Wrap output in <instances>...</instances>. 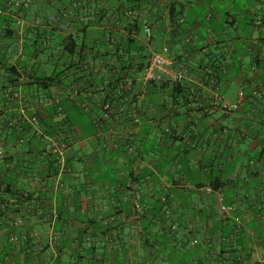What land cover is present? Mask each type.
Returning a JSON list of instances; mask_svg holds the SVG:
<instances>
[{
	"label": "crops",
	"instance_id": "1",
	"mask_svg": "<svg viewBox=\"0 0 264 264\" xmlns=\"http://www.w3.org/2000/svg\"><path fill=\"white\" fill-rule=\"evenodd\" d=\"M0 17L12 20L7 24L14 32L5 36L0 19V62L8 66L0 70V143L15 159L8 166L0 161L15 211L0 223V264H201L205 252L188 245L187 235L201 240L226 218L241 224L254 264H264V0H32L22 11L13 0H0ZM18 18L22 36L15 33ZM128 36L149 55L168 47L174 68L188 71L180 100H173L172 84L147 97L134 154L124 143L105 149L124 139L126 124L104 138L93 115L69 120L67 99L59 116H70L67 171L44 153L42 132L36 139L25 133L20 146L21 135L2 127L24 110L34 114L35 101L53 91L39 92L29 79L12 85L11 67L37 60L35 75L50 78L79 57L63 51L68 39L83 48L82 56L111 58ZM43 41L46 49L35 51ZM217 59L224 70L214 91L207 75H216ZM14 91L20 99L13 101ZM240 91V109L223 113L217 97L236 103ZM256 223L258 230L250 227Z\"/></svg>",
	"mask_w": 264,
	"mask_h": 264
},
{
	"label": "built area",
	"instance_id": "2",
	"mask_svg": "<svg viewBox=\"0 0 264 264\" xmlns=\"http://www.w3.org/2000/svg\"><path fill=\"white\" fill-rule=\"evenodd\" d=\"M13 5L20 11L28 10L32 5V0H13ZM185 19L178 20V24H184ZM17 36L24 33V20L17 19ZM40 21H37V25ZM146 42L149 43L153 38V30L150 26L144 27ZM115 43L113 39H108V44ZM233 45L228 43L227 49L232 50ZM17 54L23 60L25 59L24 48L21 44L17 46ZM35 62V63H34ZM37 60L25 68H20V80L24 81L28 76L33 74ZM221 70H224L221 67ZM188 77V71L176 69L170 56L168 47H164L161 52L154 53L150 59L142 66L134 65L132 69L121 71L118 65H115L114 59L97 57L91 55L88 58H77L74 69L64 73L63 80L59 85L53 87V91L44 97L38 98L35 103L38 110H43L48 106H55L59 115L63 114L62 101L69 100L77 104L85 113L93 115V120L99 134L104 138H111L115 135L116 126L126 124L128 126L127 134L124 139L113 144H107L105 149L111 150L122 145L128 154H134L135 146V129L141 123V114L147 107V95L149 89L154 84L169 83L172 85L182 86ZM210 86L214 91L221 87L219 75L210 77ZM66 84V85H65ZM244 92H239V100L236 103H229L222 97H217L219 109L225 114L237 112L244 100ZM12 100L20 99V92L14 91L11 95ZM197 105L199 102L195 99ZM129 116V117H127ZM130 121L127 122L126 119ZM18 121H27L33 128H39L37 118H29L25 110ZM18 121L10 120V128L20 129ZM40 134V132H39ZM41 141L44 142V152L53 159L57 166L63 171H67V155L69 144L64 141V135L61 133L45 136L41 133ZM26 137L19 139V144H24ZM6 157V148L0 145V158ZM143 187L139 186L136 192V208L141 210V197ZM208 193L213 190L209 188ZM36 195L35 197H37ZM224 210H226L224 208ZM18 223H21L19 219ZM15 240V238H14Z\"/></svg>",
	"mask_w": 264,
	"mask_h": 264
},
{
	"label": "trees",
	"instance_id": "3",
	"mask_svg": "<svg viewBox=\"0 0 264 264\" xmlns=\"http://www.w3.org/2000/svg\"><path fill=\"white\" fill-rule=\"evenodd\" d=\"M2 13V12H1ZM1 20L5 23V25H2V32L5 33V36H9L13 31L9 29V26L7 24L8 21H12L8 18L0 17ZM178 24V22H177ZM178 24V27H182V25ZM47 42L43 41L42 43H35L34 48L35 51L36 49L39 48V50L44 48L46 49ZM117 49H115V52L111 54L110 60L114 59L115 65H118L119 69L123 72L126 70H130L133 68L134 65L137 66H142L144 65L150 57L153 55H149L144 52V48L140 46L139 43H137L136 40H134L132 37L128 36L126 42H123L120 44V47L117 45ZM42 50V51H43ZM35 51L31 52L34 53ZM64 52L70 53L72 56L75 55V53H79L78 58H88V56H82L81 53L83 52V48L80 47L77 42L70 38L68 41L65 43L64 47ZM141 52L143 54H141ZM26 53H30L29 50ZM95 55V54H92ZM97 57H103L106 58L105 55L96 53ZM108 58V57H107ZM30 64L27 65H21L19 67L13 66L9 69L10 77L11 80H13L11 83L12 85L15 84L17 85L20 80V73L19 69L20 68H25ZM212 69L215 72L216 75L220 76V70L223 65L222 61L217 59L215 61H212ZM75 65L68 66L64 64V67L62 71H57V73L50 78H42V77H37L35 74L36 69L35 67L33 68V74L28 76L26 79H29V81L34 80L37 88L40 91H50V89L56 85H59L60 82L63 80V75L65 72L74 69ZM8 66H6L5 63L0 62V70H5L7 69ZM208 77H212V74L207 75ZM25 79V80H26ZM24 80V81H25ZM165 84L169 83H163V84H154L148 91L147 97L149 98V94L151 92L157 91V89H161L164 87ZM66 85V84H65ZM173 89L175 91V94L173 95V100H180L179 95L177 93L181 92V87L180 85H173ZM192 96V95H191ZM14 101V100H13ZM70 102V101H69ZM72 104V113L66 116L65 118L60 119V115L57 112V108L55 106H48L44 108L43 110H38L34 114L28 116L29 118H37L39 120V128L35 129L32 127V125L27 122V121H18L19 119L15 120L18 121V125L20 126V129L16 128H10L8 126V123L11 119H5L4 124L2 127L6 131H12L14 134H20L21 137H26L25 133L32 134L31 137L38 138L39 132H42L43 135L49 136V135H54V134H59L61 133L64 135V141H66L68 144L70 142V134L69 131L66 129L68 128V119L71 121L73 120V113H78L80 115H85L86 113L74 102H71ZM65 105L66 103H62L63 107V114H65ZM129 117V116H127ZM130 118V117H129ZM127 118L126 121L129 122L130 119ZM59 119V120H58ZM74 124V123H73ZM69 129V128H68ZM20 139V138H19ZM27 141V138H26ZM26 141L24 144H26ZM19 144V140H18ZM21 144V145H24ZM3 145L6 150L9 148L6 144H1ZM20 145V146H21ZM45 153V152H44ZM50 158L49 156H47ZM51 159V158H50ZM52 160V163L54 166L58 167L56 162ZM0 161L8 166L12 163L15 162V159L13 157H9L6 151V157L0 158ZM59 169V168H57ZM4 176V175H3ZM3 176H0L2 180H0V223L1 222H7V217L11 214H14L13 211H11L10 208V203L9 201L6 200V197L8 194L11 193V187L10 183L7 182L6 179H3ZM22 200V198H20ZM164 201H167V198L164 199ZM250 227H254L256 230H258V223L252 224ZM241 224L238 223L235 219L233 218H226L222 219L220 223L214 225V232L211 234H208L204 236L203 239L198 240L197 238H194V236L189 233L187 236L189 237L186 241L188 245H192L193 247H197L199 250L203 249V252H205L204 255H201V264L207 262L210 263L211 261H218V264H254L253 261V249L247 247V239L248 236L246 234H243V231L241 230ZM220 232V233H217ZM12 234H9L8 237H10ZM16 236V234H14ZM13 237V235L11 236ZM215 247V248H214ZM211 248H214L213 253L210 252L212 250Z\"/></svg>",
	"mask_w": 264,
	"mask_h": 264
},
{
	"label": "rangeland",
	"instance_id": "4",
	"mask_svg": "<svg viewBox=\"0 0 264 264\" xmlns=\"http://www.w3.org/2000/svg\"><path fill=\"white\" fill-rule=\"evenodd\" d=\"M234 90L236 89L235 87L233 88ZM73 116L77 119H79V117H81L82 115L78 114V113H73Z\"/></svg>",
	"mask_w": 264,
	"mask_h": 264
}]
</instances>
